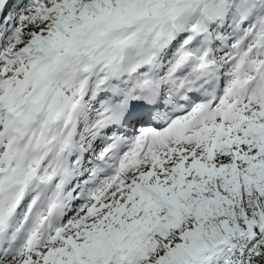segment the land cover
Here are the masks:
<instances>
[{"label":"snow or ice","instance_id":"6c2138e0","mask_svg":"<svg viewBox=\"0 0 264 264\" xmlns=\"http://www.w3.org/2000/svg\"><path fill=\"white\" fill-rule=\"evenodd\" d=\"M0 264H264V0H0Z\"/></svg>","mask_w":264,"mask_h":264}]
</instances>
